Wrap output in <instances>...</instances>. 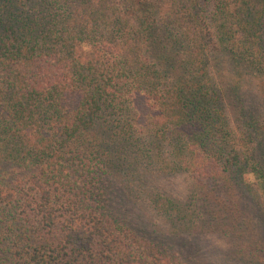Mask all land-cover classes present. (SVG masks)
Listing matches in <instances>:
<instances>
[{"label":"trees","instance_id":"obj_1","mask_svg":"<svg viewBox=\"0 0 264 264\" xmlns=\"http://www.w3.org/2000/svg\"><path fill=\"white\" fill-rule=\"evenodd\" d=\"M248 82L264 99V0H0V264H193L176 241L231 236L244 197L264 234ZM179 176L183 202L156 185Z\"/></svg>","mask_w":264,"mask_h":264},{"label":"rangeland","instance_id":"obj_2","mask_svg":"<svg viewBox=\"0 0 264 264\" xmlns=\"http://www.w3.org/2000/svg\"><path fill=\"white\" fill-rule=\"evenodd\" d=\"M222 59L221 70L224 73V86L228 88L229 98L228 103L232 110L234 117L240 114L237 107V98L231 92L232 80L231 75L227 73L228 64L223 60V55L219 54L217 59ZM261 87L264 88V83L261 84ZM243 102L245 103V108H253L260 109L264 112V99L263 95L259 91H257L256 86L254 84L248 82L244 84L243 88ZM252 109V110H253ZM248 110V109H247ZM157 187L162 188V190H166L173 197L180 199L182 202L189 196L190 191L193 188L192 181L186 176H179L176 178H166L160 179L156 182ZM229 196H210L208 200L215 199L214 204H211V208L219 209L223 206V201H228ZM230 197H233L230 195ZM222 200V203L220 202ZM237 201V198H234ZM245 205H243V202ZM242 206L238 207L239 216L236 219L237 222L234 226V232H231V236L226 237L223 232L220 230L214 232H207L208 234L199 236V237H191L182 238V240L176 241L180 246L183 247L185 256L189 260H192L193 264H243L234 259L233 249L236 242L242 241L244 238L252 243L264 244L263 239V223L261 220V216L258 212V209L254 206L249 198L245 197L241 199ZM232 207V205L230 204ZM228 208L229 205H228ZM233 214L236 217L237 210L232 208ZM220 212V211H218ZM224 215V214H223ZM222 215V216H223ZM240 225L247 228V232H245ZM238 227V229H236ZM229 228L233 229V226H229ZM229 228H227L229 230ZM230 232V230H229ZM241 234L245 235V237L241 236Z\"/></svg>","mask_w":264,"mask_h":264}]
</instances>
